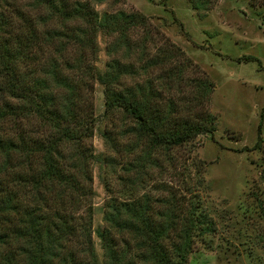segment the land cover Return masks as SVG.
I'll list each match as a JSON object with an SVG mask.
<instances>
[{
  "label": "trees",
  "instance_id": "trees-1",
  "mask_svg": "<svg viewBox=\"0 0 264 264\" xmlns=\"http://www.w3.org/2000/svg\"><path fill=\"white\" fill-rule=\"evenodd\" d=\"M93 1L0 0V264H98L97 157L88 143L97 82L105 114L122 110L134 138L127 143L133 194H109L104 206L103 264H184L197 239L216 231L189 182L138 191L153 169L162 175L167 165L187 163L176 150L216 131L214 82L145 14L100 18ZM189 1L197 11L212 8L208 0ZM139 28L145 31L135 39ZM99 31L112 38L103 75ZM126 78L133 82L124 85ZM253 194L264 218V198Z\"/></svg>",
  "mask_w": 264,
  "mask_h": 264
},
{
  "label": "rangeland",
  "instance_id": "rangeland-1",
  "mask_svg": "<svg viewBox=\"0 0 264 264\" xmlns=\"http://www.w3.org/2000/svg\"><path fill=\"white\" fill-rule=\"evenodd\" d=\"M208 1L212 8L199 11L189 0H94L92 5L100 18L118 12L145 14L152 27L180 46L215 84L209 109L216 117V131L175 151L187 161L180 169L167 165L162 175L153 169L149 186L138 188L158 194L153 188L160 182H189L200 194L216 231L197 239L196 250L184 264H264V218L253 194L264 198V0ZM144 31L139 28L134 38ZM111 41L99 31L96 66L101 75ZM104 100V86L97 82L94 136L88 143L97 157L92 171L98 264H103L100 233L108 195L124 199L133 194L127 187V178H133L127 171L133 159L127 154V143L134 139L127 134L130 120L122 110L106 115ZM259 137L261 147L256 149Z\"/></svg>",
  "mask_w": 264,
  "mask_h": 264
}]
</instances>
